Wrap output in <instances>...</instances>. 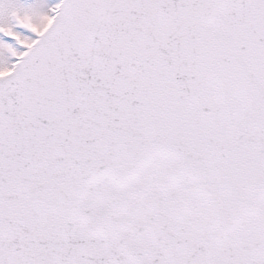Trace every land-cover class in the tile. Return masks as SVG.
<instances>
[{"label": "snow or ice", "instance_id": "snow-or-ice-1", "mask_svg": "<svg viewBox=\"0 0 264 264\" xmlns=\"http://www.w3.org/2000/svg\"><path fill=\"white\" fill-rule=\"evenodd\" d=\"M0 264H264V0H0Z\"/></svg>", "mask_w": 264, "mask_h": 264}]
</instances>
